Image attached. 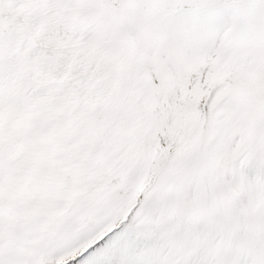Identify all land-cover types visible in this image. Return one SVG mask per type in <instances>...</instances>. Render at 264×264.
<instances>
[{
	"label": "snow or ice",
	"instance_id": "snow-or-ice-1",
	"mask_svg": "<svg viewBox=\"0 0 264 264\" xmlns=\"http://www.w3.org/2000/svg\"><path fill=\"white\" fill-rule=\"evenodd\" d=\"M0 264H264V0H0Z\"/></svg>",
	"mask_w": 264,
	"mask_h": 264
}]
</instances>
